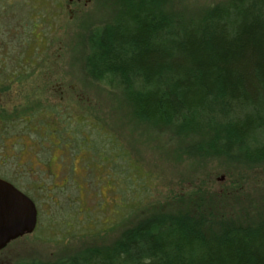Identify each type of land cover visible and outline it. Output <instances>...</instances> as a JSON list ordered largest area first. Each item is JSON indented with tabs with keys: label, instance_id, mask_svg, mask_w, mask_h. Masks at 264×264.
Segmentation results:
<instances>
[{
	"label": "trees",
	"instance_id": "trees-1",
	"mask_svg": "<svg viewBox=\"0 0 264 264\" xmlns=\"http://www.w3.org/2000/svg\"><path fill=\"white\" fill-rule=\"evenodd\" d=\"M51 1L54 8L59 6L60 0ZM23 21L30 23L29 32L37 38L41 21ZM49 21L48 17V25ZM6 25L0 31L5 48L20 54L17 47L22 43L26 53L32 47L23 39L28 29L18 32L10 22ZM87 42L83 56L87 77L116 92L137 119L164 130L183 151L197 157L221 156L241 165L264 162V0H226L186 18L167 14L158 0H126V9L91 29ZM41 109L37 104L23 110L21 122L30 126ZM76 122L87 132H78L80 127L71 133L77 146L73 159L87 151L86 160L101 168L113 193L118 194L122 185L113 179L118 156L143 180L149 178L108 130L99 131L87 118ZM38 124L49 127L43 118ZM56 131L53 146L72 147L62 138L63 130ZM40 134L44 136L45 129ZM104 162L109 164L107 171ZM134 182L130 179L128 184ZM119 201L116 225L135 219L147 206ZM201 216L149 213L131 222L105 250L85 248L54 263L29 264H264V221L209 234L204 231L207 221L198 220Z\"/></svg>",
	"mask_w": 264,
	"mask_h": 264
},
{
	"label": "rangeland",
	"instance_id": "rangeland-1",
	"mask_svg": "<svg viewBox=\"0 0 264 264\" xmlns=\"http://www.w3.org/2000/svg\"><path fill=\"white\" fill-rule=\"evenodd\" d=\"M40 1L45 4V15L41 17L39 9L34 17L36 22L41 21L35 32L37 39L29 32L30 23L25 24L23 20L26 21L32 4L39 7ZM225 1L158 0L160 7L176 18L198 15ZM13 2L18 15L4 16L2 5L6 3V9ZM47 2L0 0V31L9 22L18 32L25 27L28 34L23 39L32 46L23 53L25 45L20 43L17 47L20 54L9 53L0 35V47L4 50L0 51V57L4 58L0 77L12 78L3 83L0 101L8 113L39 104L40 114L32 117L30 126L37 127L41 118L49 124V127L36 128L40 132L45 129L44 136L26 131L23 136L24 154L18 168L22 170V181L30 179L31 172L39 178L38 193L34 197L41 225L16 243L19 260L58 261L85 248L105 250L131 222L153 212L201 213L198 220L207 221L204 231L209 234L235 225L257 226L264 221V162L241 165L221 156L188 154L164 130L153 129L137 119L116 92L87 77L83 56L88 49V32L117 17L126 9V0H90L86 5H70L69 0H60L54 8L52 25L47 22ZM50 106L56 110L46 108ZM11 115L15 119V112ZM84 118L97 123L99 131L108 130L113 139H119L129 153V160L141 167L150 179L144 176L143 180L118 156L113 165L118 173L113 179L122 185L118 194L113 193L101 168L86 160L87 151L73 159L77 146L72 142L71 133L80 127L78 132H87L85 126L76 122ZM20 125L29 126L26 122ZM57 127L63 130L62 138L70 141L69 149L53 146ZM31 137H37L44 144L32 148ZM107 164L103 163L106 171ZM109 168L112 170V163ZM130 179L134 184H128ZM24 188L30 190L29 185ZM119 198L131 201L129 204L134 206H147L135 219L116 225Z\"/></svg>",
	"mask_w": 264,
	"mask_h": 264
},
{
	"label": "flooded vegetation",
	"instance_id": "flooded-vegetation-1",
	"mask_svg": "<svg viewBox=\"0 0 264 264\" xmlns=\"http://www.w3.org/2000/svg\"><path fill=\"white\" fill-rule=\"evenodd\" d=\"M33 3V0H31ZM90 0H69V4H87V2ZM11 7H6V3L2 5L3 10L2 14L4 16H10V17H16L18 15V10L16 5H14V2L11 4L9 3ZM8 5V4H7ZM38 6V4H36ZM41 5V2L39 3V7ZM45 5V4H43ZM39 7H35V5L32 4V7L27 12V18H30L31 20H35V15L38 14ZM47 10H48V17L49 20L54 16V2L51 0H48L47 2ZM16 13V16H15ZM40 16V15H39ZM34 22V21H33ZM50 22V21H49ZM52 25V24H51ZM0 51L3 52L2 47H0ZM7 79L0 78V91L3 90L4 84H7ZM1 96V95H0ZM15 112V119L12 117L11 114ZM21 110H13L12 112H9L6 110V108L3 106V104L0 101V179L5 180L9 183H11L15 188L23 192L27 197H29L33 203L35 204V207L37 209V222L34 231L36 230L38 225H41L39 222V209L37 206V202L35 200V194L38 193L39 188V178L37 175L31 172V178L27 180L25 179L22 181L20 173L22 170L18 168L19 165H21V158L24 154V148L23 140H24V134L26 133H34V135L39 133V130L31 127V126H22L21 121H23V115L21 114ZM11 116V117H9ZM15 123V125H13ZM31 139L34 141L33 147H40L41 143L38 141L37 137L35 139L31 137ZM10 165V169L8 167ZM22 181L24 184H22L20 181ZM24 185H29L30 190L24 188ZM33 231V232H34ZM32 232V233H33ZM30 234H26L23 236H20L14 240H11L9 243L6 244L4 248L0 250V264H29L33 262L38 263H44V262H51L54 263L56 261H40L36 259H32L29 261L26 260H19L18 257V251L16 249V243L18 240L23 238L24 236H28ZM17 257V258H16ZM64 258H61L62 260Z\"/></svg>",
	"mask_w": 264,
	"mask_h": 264
},
{
	"label": "water",
	"instance_id": "water-1",
	"mask_svg": "<svg viewBox=\"0 0 264 264\" xmlns=\"http://www.w3.org/2000/svg\"><path fill=\"white\" fill-rule=\"evenodd\" d=\"M37 222L33 201L11 183L0 179V250L11 240L31 234Z\"/></svg>",
	"mask_w": 264,
	"mask_h": 264
}]
</instances>
